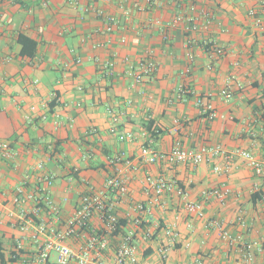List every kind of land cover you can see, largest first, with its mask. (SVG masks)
I'll return each mask as SVG.
<instances>
[{"label": "crops", "instance_id": "obj_1", "mask_svg": "<svg viewBox=\"0 0 264 264\" xmlns=\"http://www.w3.org/2000/svg\"><path fill=\"white\" fill-rule=\"evenodd\" d=\"M251 10L262 13L253 0H0V144L12 151L5 159L0 150V239L8 258L18 256L13 264H30L47 240L37 244L33 227H14L18 188L45 189L41 177L53 176L49 195L60 220L47 208L25 210L62 230L81 196L106 193L116 173L129 192L104 199L126 225L108 236L105 264L131 234L139 264H264V169L257 177L240 157L229 173L215 172L225 168L223 157L172 167L140 160L144 147L168 153L179 141L191 150L249 151L264 168V30ZM193 23L197 31L189 29ZM21 36L37 43L34 56L22 54ZM217 47L224 55L214 54ZM149 57L156 71L137 84L131 67ZM226 87L228 97L221 94ZM198 98L219 117L202 115ZM148 176L175 182L183 195L157 197ZM224 188L225 200L207 196ZM184 197L202 204L205 216L189 215ZM217 223L232 240L221 237ZM89 229L105 234L99 213ZM167 229L180 235L176 241ZM87 240L83 233L67 244L79 252Z\"/></svg>", "mask_w": 264, "mask_h": 264}, {"label": "built area", "instance_id": "obj_2", "mask_svg": "<svg viewBox=\"0 0 264 264\" xmlns=\"http://www.w3.org/2000/svg\"><path fill=\"white\" fill-rule=\"evenodd\" d=\"M262 7V13H258L255 10H251L250 14L255 19L257 27L264 30V0H253ZM98 16H103L104 12L97 10ZM182 19H178L181 21ZM116 22L113 18L109 19V26L107 32H113ZM192 31H197L198 27L193 23L189 27ZM126 40H123L125 43ZM214 54L218 56L224 55L222 48H214ZM193 58V57H191ZM156 63L152 58H146L139 63L136 67H131V75L137 84L144 82L146 78L154 74L156 71ZM112 74V72H110ZM229 87L222 90L221 94L224 97H228ZM182 93H186L185 90H181ZM197 106L200 108L202 115L206 116L209 120H215L219 117L213 106L206 103L202 98L197 99ZM35 110V108H32ZM117 122V119H114ZM112 133H116V127L111 128ZM129 135H121L120 140H127ZM0 150L2 157L9 159L12 157V151L8 143L0 144ZM223 157L226 160L225 168L216 167L215 172L229 173L232 169V162L236 157L243 158L247 165L254 170L257 177L263 175V163L256 158L249 151L236 150L228 152L220 147H203L200 150L186 149L181 142H176L172 149L168 153L156 152L152 147H144L141 152L140 160L145 164L155 165L163 163L169 167L178 166L183 164H192L193 166H199L207 161L208 158ZM39 169H43V165L40 164ZM54 178L50 175H44L41 177L46 185V188L35 189L31 192H27L25 187L17 189V194L14 199V203L20 208V215L14 216L13 225L19 228L21 231L26 232L34 228V232L31 234L32 239L39 244L40 237L47 236V240L40 246L39 252L31 259L30 264H105L102 260L104 252L109 247L108 236L116 232L119 218L115 213L113 205H108L105 202L106 193L111 194L115 200L126 196L129 192L128 182L120 174H115L110 177L106 182V193L88 192L83 194L78 203L77 209L74 215L66 222L62 230L55 226H50L48 222L42 220L36 222L34 218L30 217L25 210V206L31 204L33 209L31 214L37 215L44 208H47L49 213L56 219L60 220L59 209L53 204L49 190L53 186ZM147 183L155 191L156 196L160 197L166 194H172L177 192L179 195H183V192L175 182L165 177H151L148 176ZM255 192H259V186L255 187ZM230 194L228 189H218L208 192L207 196H215L220 200H225ZM185 209L189 215L203 218L205 216L204 206L200 203L189 201L184 197ZM137 212H143L144 207L138 205L135 209ZM95 213L101 215L102 221L105 224V234L99 233L97 230L89 229V222ZM135 225L139 228L142 225V220L137 217L135 219ZM216 227L220 230L221 237L226 240H232L231 233L223 229L222 224L217 223ZM86 231V232H85ZM86 233L88 240L86 246L82 247L79 252L75 251L71 246L67 244L68 240L78 237L80 234ZM166 234L172 237L173 241H176L180 236L175 230L167 229ZM133 234L127 236L121 245L118 247L114 254L113 264H139L138 247L133 242ZM22 249L20 244L18 250ZM55 254V260H52V256ZM248 259H251L250 254L247 255Z\"/></svg>", "mask_w": 264, "mask_h": 264}, {"label": "trees", "instance_id": "obj_3", "mask_svg": "<svg viewBox=\"0 0 264 264\" xmlns=\"http://www.w3.org/2000/svg\"><path fill=\"white\" fill-rule=\"evenodd\" d=\"M20 43L23 46V51H22L23 55H27V56H30V57L35 55L36 50H37V43L36 42H34L33 40H31V39H29V38H27L25 36H21L20 37ZM152 136H154V134H152ZM257 195L259 196V199H260L261 192H259V194H257ZM125 225H126L125 221L119 220V224H118L117 230L112 235L119 233V231H121V229L123 227H125ZM13 255H15L14 258H8L6 256L5 250L3 248V242L0 239V264H13V263H16L17 259H18V256L16 254H13Z\"/></svg>", "mask_w": 264, "mask_h": 264}]
</instances>
